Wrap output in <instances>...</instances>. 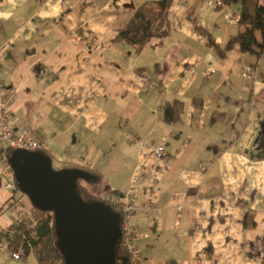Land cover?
Here are the masks:
<instances>
[{
	"label": "crops",
	"instance_id": "obj_1",
	"mask_svg": "<svg viewBox=\"0 0 264 264\" xmlns=\"http://www.w3.org/2000/svg\"><path fill=\"white\" fill-rule=\"evenodd\" d=\"M144 1L0 0L13 130L45 140L56 167L98 169L101 193L134 188L145 264H264V76L257 66L244 76L248 55L236 46L219 57L207 35L225 45L240 29L226 12L240 5L174 0L171 34L137 54L112 38ZM176 98L183 120L167 123L163 104ZM25 196L0 181L1 229L29 215ZM30 254L0 262L38 264Z\"/></svg>",
	"mask_w": 264,
	"mask_h": 264
},
{
	"label": "trees",
	"instance_id": "obj_2",
	"mask_svg": "<svg viewBox=\"0 0 264 264\" xmlns=\"http://www.w3.org/2000/svg\"><path fill=\"white\" fill-rule=\"evenodd\" d=\"M174 0H146L140 4L133 16L123 27L117 29L113 35L116 42H124L134 48L135 53H141L145 47L154 41H161L171 34V6ZM210 1V0H209ZM208 1V3H209ZM214 1V0H213ZM219 0L213 5L239 4L240 29L233 34L225 45L216 42L211 33L208 35V43L219 57H225L228 51L238 47L242 52L256 54L257 58L264 57V2L262 0ZM229 11V9L227 10ZM231 11V10H230ZM233 12V11H232ZM227 13V12H226ZM260 32L262 39H259ZM264 76V72L262 73ZM196 105L202 108V102L196 100ZM185 102L176 98L163 104V120L167 123H179L183 120ZM225 113L214 112L210 122L214 123L224 118ZM261 138V134H260ZM12 148H5L10 152ZM46 151V148L44 149ZM48 153V151H46ZM50 154V153H48ZM81 167L91 173L94 178L90 180L79 179V189L85 199L105 200L104 194L98 190L103 179L102 173L91 165L79 163H64L62 167ZM59 168V167H57ZM13 191H20L17 187ZM22 193V192H21ZM32 212L27 217L16 220L5 229L0 228V249L6 247L10 253L21 251V258L32 253L38 264H64V258L55 245L56 234L54 214L51 211L40 210L33 205ZM245 226H254L255 221L245 219ZM119 254H126L123 244L119 246ZM129 264H132L129 262Z\"/></svg>",
	"mask_w": 264,
	"mask_h": 264
},
{
	"label": "water",
	"instance_id": "obj_3",
	"mask_svg": "<svg viewBox=\"0 0 264 264\" xmlns=\"http://www.w3.org/2000/svg\"><path fill=\"white\" fill-rule=\"evenodd\" d=\"M17 187L31 204L54 214L55 245L64 264H129L119 254L123 216L100 199H85L79 179L90 180L81 167H55L44 150L8 152Z\"/></svg>",
	"mask_w": 264,
	"mask_h": 264
},
{
	"label": "built area",
	"instance_id": "obj_4",
	"mask_svg": "<svg viewBox=\"0 0 264 264\" xmlns=\"http://www.w3.org/2000/svg\"><path fill=\"white\" fill-rule=\"evenodd\" d=\"M213 0L209 1L213 5ZM222 3L221 0L218 1ZM226 19L234 26L239 24L240 14L232 11H227ZM193 71L194 68L190 67ZM255 72V68L250 64H245L243 68L244 76H250ZM156 81H152L150 86L156 85ZM16 91H9L4 82L0 80V141L5 142L7 147L15 149L22 148L27 150H44L46 148V141L39 139L31 134L28 127L23 128L20 132L16 133L13 130L14 115L11 111V102L15 97ZM132 138H135L134 136ZM167 154L165 143L159 144L155 147V155L157 158L162 159ZM0 181H4V186L10 190H15L17 184L13 169L8 159V152L3 151L2 158L0 159ZM105 202L113 205L115 209L120 211L123 216L122 221V244L129 257V262L132 264H145V260L137 250L135 245V238L137 236L136 228L133 222L135 211L137 208L136 201L138 194L131 188L123 197L116 196L111 193L104 194ZM16 259L21 258V251L13 253Z\"/></svg>",
	"mask_w": 264,
	"mask_h": 264
},
{
	"label": "rangeland",
	"instance_id": "obj_5",
	"mask_svg": "<svg viewBox=\"0 0 264 264\" xmlns=\"http://www.w3.org/2000/svg\"><path fill=\"white\" fill-rule=\"evenodd\" d=\"M214 1H216V0H214ZM262 2H264V0H262ZM233 5H235V4H232V6ZM257 35H258L259 39H262V35L260 34V32H257ZM246 54L248 55L249 61H250V63H247V64H250L253 67L257 66L258 69H259V73H260L259 75H261L264 72V58L262 59V61H260L258 63V58H257L256 54H253V53H250V52H247ZM249 81H251V84H252V80H249ZM251 84H250V87H251ZM258 101L260 103H264L263 93L259 94ZM5 148H7V144L5 142H1L0 141V159L2 158V153L5 150ZM58 165H59L58 162L54 161V166L56 167ZM25 197H26V199H28L27 196H25ZM31 212H32V208H31V211H30L29 215L31 214ZM9 254H10V252L8 251V249L6 247H2L0 249V258L4 259V257L6 258V255H9ZM30 255L32 256V254H30ZM0 264H2V263L0 262Z\"/></svg>",
	"mask_w": 264,
	"mask_h": 264
}]
</instances>
